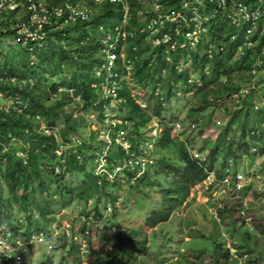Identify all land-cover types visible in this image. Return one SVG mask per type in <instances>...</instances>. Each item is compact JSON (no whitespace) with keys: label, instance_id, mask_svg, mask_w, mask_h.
<instances>
[{"label":"trees","instance_id":"1","mask_svg":"<svg viewBox=\"0 0 264 264\" xmlns=\"http://www.w3.org/2000/svg\"><path fill=\"white\" fill-rule=\"evenodd\" d=\"M18 1L25 3V0ZM81 1L49 0L48 6L52 13L53 6L65 2L75 5ZM89 1L94 4V0ZM126 2L128 14L125 22ZM235 2L244 3L250 10H258L262 14L255 27L245 21H242L245 23L243 25L233 24L229 15ZM226 3L227 8L224 9L220 7V0H161L160 10L149 14L142 8L139 0H105L100 6L102 9H89L91 15L87 20L71 18L68 10L62 17H50L42 25L44 44L37 46L36 41L31 40V45L26 47L30 48L27 52L31 55L27 60L19 63L8 60L0 51V93L3 97L0 101V167L3 166L2 161L5 162V172L0 174V185L6 184L10 197L16 201L15 206L18 204L22 212H27L26 220L29 225L25 234L28 242L36 237L40 238V235H49L54 219L51 203L58 196L66 200L75 195L78 199H85V205L89 199H94L96 225L106 224V219H103L104 215L98 208V204L103 203L106 198L114 207V216L120 213L121 208L138 207L137 213L146 215L141 227L154 229L168 222L191 196L192 189L210 177L219 156V147L210 150L208 158L197 159L190 151L189 143L176 144L172 129L168 126L158 136L160 156L153 155L145 163L137 159L145 156L143 144L146 141L147 126L154 124V118H164L163 113L167 110L173 87L190 84L192 71L186 67L183 69L184 65L179 62L182 52L185 62H191L195 72L199 70L204 75L208 67L210 73L202 80L204 85H193L198 91L211 85L215 78H230L233 75L244 78V73L253 76V71L258 73L262 69L264 58L258 62V57L264 52V0H226ZM194 13L200 18L198 22L193 20ZM176 16L179 17L178 22L171 21ZM152 23L155 24L151 25ZM199 23L202 24L197 33V44L187 53L191 46L187 35L197 29ZM0 27V38L14 33L7 22ZM248 28H253L250 35L247 34ZM109 38L115 43L111 55L115 68L110 73L107 66L112 58L108 57L106 51ZM166 38L168 41L164 42ZM247 40L254 47L241 52V49H245ZM151 41H159V44L147 50ZM129 74L134 78L135 86L150 88L153 96L157 97L152 112L144 110L133 97L129 87ZM112 82L115 83V97L122 98L124 122L120 128L124 129L123 139L130 143V148L126 149L117 143L119 127H112L108 130L112 138L108 140L110 143H105L106 147L99 148V129L93 132L92 141L83 139L84 142L77 146L76 151L68 149L67 153L59 156L57 152L61 147L58 137L68 146L73 142L71 134L78 133V137L82 138L81 117L76 116L74 110L70 111L68 107L75 105L78 99L83 111L89 115L97 114V124L104 126L105 114L112 101V96L103 95L104 84ZM242 89L238 87L235 96L239 97ZM7 99H12L13 107L10 109L6 107ZM251 100L247 95L237 110L230 111L232 115L225 132L230 135L232 128L240 132L239 147L245 148L244 152L249 151L250 157H256L245 139L247 135L254 133L252 128L255 127L254 130L258 131L264 124V108L259 109L255 118L251 117L250 112L255 111L258 106ZM211 102L209 98L196 101L188 113L192 124L199 126L205 121V110L210 104L216 105V101ZM253 121L255 125L249 128ZM43 123L51 129L56 128L57 133L43 132ZM126 129L132 130L133 134H127ZM253 139L255 144L261 140L255 137ZM16 141L22 144L18 148L14 143ZM235 142L237 143L236 137L230 139L229 147L225 148L228 150L226 161L230 158L237 159L234 158L236 153L232 149ZM258 146L260 153L264 154V148ZM19 149L27 153L25 158H18ZM97 152L105 153L106 157L101 174L92 173L88 169L92 159L98 156ZM120 168L130 186L128 193L134 206L123 201L116 208L120 197L116 191L110 193L113 187L119 189L124 182V179L118 177L110 179ZM65 174H70V179L76 178L78 183L74 186L60 185L59 180ZM18 190L21 191L20 200L16 196ZM246 190H250V187ZM34 193L41 195L36 203L40 219L36 221L32 220L33 203L36 200L30 199V194ZM6 200L0 197L1 207ZM10 219L2 207L0 227L7 228L3 239L16 247L20 227L16 223L10 224ZM256 230L258 235L243 233L240 239V242L243 239V243H238L235 250L240 257L247 256L250 252L255 253L254 259L248 260L250 264H261V258L264 260L261 244L255 242H261L264 230ZM85 232L86 225L81 232L84 237ZM102 239L108 241L111 250L104 258L95 259L94 264L133 263L128 247L134 244L135 237L126 238L117 229L112 232L111 237L104 232ZM85 241L92 244L88 236ZM218 246L216 244L218 253L227 257L229 250L223 252L220 248L222 245ZM219 258L220 256L215 264H218ZM16 262L15 257L5 253L0 257V264ZM46 262L44 264H50L51 260Z\"/></svg>","mask_w":264,"mask_h":264},{"label":"rangeland","instance_id":"2","mask_svg":"<svg viewBox=\"0 0 264 264\" xmlns=\"http://www.w3.org/2000/svg\"><path fill=\"white\" fill-rule=\"evenodd\" d=\"M104 1L94 0V4H92L89 0H82L72 7L75 11H78V8L82 11L89 9L95 11L101 8L100 6L103 5ZM139 1L143 6L142 8L149 14L157 11V5L161 3V0ZM68 3L65 2L66 5ZM65 4L53 6L56 7L57 14L60 13L61 7H64ZM48 5H50L49 0H25V3L23 2L19 8L11 3L3 9L6 13H0V22H7L12 32L15 29L19 31L9 34V37H6L7 32L5 31L6 36L0 38V51L4 53V57L18 63L30 58L31 55L27 52L30 51V48H26L31 45L32 39L27 40L29 37L36 38L37 46L44 44L42 38L45 37V34L42 33V25H45L52 16L59 17L47 12ZM127 9L128 4L126 2ZM202 23L198 25L201 26ZM22 40H24L23 43H21ZM109 41L106 51L108 57H112V49H114L115 43L112 42L111 38ZM190 41L191 46L187 49V53L196 46L197 37L191 36ZM158 43L159 41L149 42L147 50L155 48ZM244 47L245 49H241V52L249 48L253 49L254 44L247 40ZM241 52L238 53V56ZM183 55L182 52L179 62L184 65L183 69L186 67L192 71L190 84L185 86L178 83V87H173V94L166 107L167 110L163 113L164 118H154V124L150 123L147 126L146 141L143 144L145 156L142 159H137V161L145 163L153 155L160 156L158 136L165 126H168L172 129L176 144L189 143L190 151L197 159L208 158L211 153L210 150L219 147V156L215 160V169L210 177L192 189L191 196L184 201L179 211L174 213L168 222L154 229L141 227L146 215L138 214V207L121 208L120 213L114 216V207L109 204V199L106 198L103 203L98 204L99 211L104 215L103 219H106V224L98 223L96 225L94 222L96 205L94 199H89L85 205V199H78L75 195L66 200L62 196H58L51 203L54 219L49 228V235H40L42 240L36 237L32 242L27 241L25 234L26 227L29 225L26 220L27 212H22L18 204L15 206L16 201L14 202L13 197H10L9 188L6 184H1L0 197L7 199L2 203V207L5 209L6 216L11 218L9 223H16L20 229L18 238H16L17 246L14 247L3 239L7 228L0 227V257L3 253L15 257L17 262L14 264H44L49 259L51 260L50 264H94L95 259L104 258L107 252L111 250V245L108 244L107 240L102 239V234L105 232V235L111 237L112 232L118 229V233L126 238L135 237L134 244L128 247L133 260L132 264H215L219 256L218 264H250L248 260L254 259L255 253L250 252L247 256L240 257L237 256L235 250L238 243L239 245L243 243V239L240 242L243 233L250 232L253 235H258L256 229L264 230V154H261L257 148L259 144L258 147L264 148V124L258 128V131L254 130L255 127L252 128L254 133H248L249 135L245 139L248 140L251 152L256 153V157H250L249 151L244 152L245 148L239 147V143H241L238 141L240 132L232 128L229 135L225 129L231 119L230 111L237 110L247 95L250 96L254 104L258 105L255 107L256 112H250L251 117L255 118L259 109L264 108V63L261 64L262 69L258 73L255 75L252 73L253 76L244 73V78H238L235 75L230 78H215L211 85L202 91H198V88L193 85H204L202 80L207 78L210 73L208 67L204 75L199 70L195 72L192 70L193 64L191 62L186 63ZM262 58H264V52L258 57V62ZM7 59L6 61H8ZM114 63L113 58L109 59L107 66L109 73L115 68ZM128 81L132 95L137 99L139 105L144 110L152 112L157 97L153 96L151 89L135 86L132 77ZM114 85L113 82L109 85L104 84V97L112 96L111 104L105 114L106 124L104 126L97 124V114L91 113L89 115L83 111V107L79 106L78 99H76L75 105L68 107L70 111L74 110L76 116L81 117L80 133L82 138L78 137V133L77 135L71 134L73 142L68 146L58 137L61 147L60 151L57 152L59 156L62 153H67L68 149L76 151L77 146L84 142L83 139L92 141L93 132L99 129V148L106 147L105 143L112 138L108 132L112 127H119L116 135L117 143L126 149L130 148V143L123 139L124 129L120 128L124 122V112L121 108L122 98L118 99L113 93ZM238 87L243 88L239 97L235 96ZM70 92L73 93V91ZM203 98H209L212 102L216 101V105L210 104L204 112L205 121L203 119L204 122L201 125L195 126L191 123L192 119L190 116L188 117V113L191 112L196 101ZM2 99L0 93V101ZM5 102L7 109L13 107L12 99H7ZM226 106L228 110H226ZM224 115L225 117H223ZM254 125L255 121L249 125V128ZM41 130L46 133H57L56 128L51 129L44 123ZM126 130L127 134H133L132 130ZM234 137H236L237 143L233 144L232 149L236 153L234 158L237 159L230 158L226 161L225 155L228 150L225 148L229 147L230 139ZM253 137L261 140L255 144ZM14 143L17 148L22 145L19 141ZM167 155L169 156V154ZM26 156L27 153L19 149L18 158L23 159ZM105 159V153L99 152L98 156L90 162L88 169L92 173L101 174L105 168ZM2 163L4 166L5 162L2 161ZM3 166L0 167V174L2 173V175L5 172ZM59 173L61 172L59 171ZM69 175L65 174L60 178V185L74 186L78 183L76 178L70 179ZM116 177L125 178L123 169H118L110 179ZM126 181L124 179L121 188L113 187L110 190V193L116 191L120 197L116 203V208L120 207L123 201L130 202V205L134 206L128 193L130 186ZM239 185H241V189H238ZM247 187H250V190H246ZM18 192L16 196L20 200L21 191L18 190ZM30 199L36 200L33 203L34 217L32 220H39L40 216L37 214L36 203L41 199V195L30 194ZM2 207L0 204V216ZM84 225H86L85 237L81 233ZM87 236L90 237L92 244L85 241ZM261 239V242L260 240L255 242L261 244L260 248L263 249L262 255L264 256V232H262ZM216 244L222 245L220 248L223 249V252L229 250L227 257L218 253ZM74 245L80 248L77 249ZM236 260L237 262H235ZM263 261L261 258V264H264Z\"/></svg>","mask_w":264,"mask_h":264},{"label":"built area","instance_id":"3","mask_svg":"<svg viewBox=\"0 0 264 264\" xmlns=\"http://www.w3.org/2000/svg\"><path fill=\"white\" fill-rule=\"evenodd\" d=\"M112 2H116L118 0H111ZM11 3H14L16 6H18L17 8H19L20 6H22L23 2H19L18 0H1L0 1V13H6L5 10H3L5 7L9 6V4ZM66 5V4H65ZM63 5L64 7H61V10H60V13L57 14V9H55L56 7H52V13L51 14H56L57 16L59 17H62L65 15V11H70V17L71 18H81L82 20H87L89 19L90 15H91V11L89 10H85V11H82L80 8H78V11H75V9L72 7V5H70L69 3L65 6ZM220 7L226 9L227 8V3H226V0H220ZM233 9L231 10L230 12V15L229 17L231 18L233 24H237V25H240V24H245L243 23L242 21H245L246 23H251L253 25V27H255V25L257 24V22L259 21L260 17L262 16V14L258 11V10H250L244 3H241V2H235L233 3ZM161 8V5L158 4L157 5V11L160 10ZM48 13H50V9H48L47 11ZM127 14H128V9L126 10V7H125V22L127 20ZM195 15V13H194ZM178 16L176 17H173L171 18V21L175 22L177 21L178 22ZM199 17L198 16H194L193 20L194 21H199ZM4 23V22H0V26L1 24ZM155 23H152L151 25H154ZM197 29H195L193 32H189L188 33V37L190 35L193 36V37H197V33L199 31V25L196 27ZM1 29V27H0ZM253 28H248L247 30V34L250 35L253 30ZM14 32H19L17 29L14 30ZM125 36V34L123 35ZM189 37V39H190ZM28 39H32L33 41L36 40V38L34 37H29L27 38ZM43 40V38H42ZM168 39L166 38L164 40V42H167ZM21 42H24V40H22ZM159 44V43H158ZM113 58V57H111ZM253 74L255 75L256 74V71H253ZM111 93V92H110ZM114 94L115 93V90L113 91ZM238 189H241V185L238 186ZM40 240H42V238H39Z\"/></svg>","mask_w":264,"mask_h":264}]
</instances>
